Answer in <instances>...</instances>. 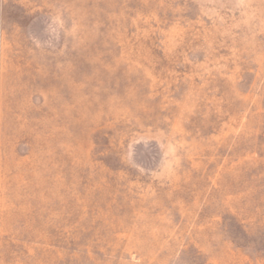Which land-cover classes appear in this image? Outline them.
<instances>
[{
    "label": "rangeland",
    "instance_id": "rangeland-1",
    "mask_svg": "<svg viewBox=\"0 0 264 264\" xmlns=\"http://www.w3.org/2000/svg\"><path fill=\"white\" fill-rule=\"evenodd\" d=\"M0 264H264V0H1Z\"/></svg>",
    "mask_w": 264,
    "mask_h": 264
},
{
    "label": "crops",
    "instance_id": "crops-1",
    "mask_svg": "<svg viewBox=\"0 0 264 264\" xmlns=\"http://www.w3.org/2000/svg\"><path fill=\"white\" fill-rule=\"evenodd\" d=\"M0 6H1V0H0Z\"/></svg>",
    "mask_w": 264,
    "mask_h": 264
}]
</instances>
